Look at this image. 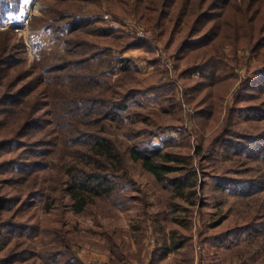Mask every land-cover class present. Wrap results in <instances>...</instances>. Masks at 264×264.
Masks as SVG:
<instances>
[{
    "label": "trees",
    "instance_id": "trees-1",
    "mask_svg": "<svg viewBox=\"0 0 264 264\" xmlns=\"http://www.w3.org/2000/svg\"><path fill=\"white\" fill-rule=\"evenodd\" d=\"M27 1L0 0V26L18 15ZM103 2L108 3V11H115L114 19L132 18L138 27L152 32L150 38H140L127 25L111 27L100 10ZM43 11L44 17H32V28L47 33L56 49L47 50L43 42L31 40L37 54L30 67L21 58L27 46L13 33L15 27L0 28V252L8 247L6 254H0V264L17 261V248L24 251L27 239L35 238L50 248L45 253L47 264H60V260L61 264H82L67 228L50 225L33 211L35 200L51 197L47 191L60 188L70 197L76 214L90 211L102 200L126 209L139 199L129 160L141 162L164 188L196 185L192 170L164 182L166 174L188 165L169 164L183 160L154 142L167 130L180 127L184 117L174 80H165L160 44L177 58L178 68L183 60L188 64L180 76L192 79L184 100L194 104L196 124L221 114L220 100L224 101L234 76L240 75L241 63L237 66V57L228 59L224 46L234 52L249 48L256 55L257 64L249 68L254 74L241 80L235 105L214 140L219 146L227 134L238 135L235 116L242 109L248 121L253 115L264 118V0H52ZM142 47L155 54L149 63L154 70L138 81V65L125 55ZM148 93L162 96L168 106L140 111L139 98ZM174 119L180 124H174ZM141 131L145 137L133 145L119 138L136 140ZM254 141L260 144L259 138ZM220 184L224 190L232 189ZM234 184L241 185L242 197L261 185L251 179ZM242 215V222L219 234L224 243L264 233V205L246 208ZM180 233L172 229L173 243L159 244L153 262L187 243L190 238ZM13 237L24 240L12 244ZM125 246L124 241L113 249L120 255L119 249Z\"/></svg>",
    "mask_w": 264,
    "mask_h": 264
},
{
    "label": "rangeland",
    "instance_id": "rangeland-1",
    "mask_svg": "<svg viewBox=\"0 0 264 264\" xmlns=\"http://www.w3.org/2000/svg\"><path fill=\"white\" fill-rule=\"evenodd\" d=\"M33 2L34 0H28L21 12L7 22L9 24L18 21L21 24V26L15 25L16 29L13 33H16L18 39L23 38L25 41L27 51L21 58L26 61L27 67L34 63L37 54L31 40L43 42V47L47 50L56 49L47 33L41 29L32 28L31 20L33 16L44 17L43 10L52 0H36L32 7ZM107 9H109L108 3L106 5L103 2L102 7L100 6L103 15L106 12L112 13ZM118 14L122 16L121 14L125 13L119 12ZM126 19L136 24L132 18H119L123 24L127 25L124 22ZM127 27L130 28L128 25ZM148 32L151 36L152 32ZM159 48L163 50L161 58L166 54L165 59L162 60L166 68L165 80H174L177 99L182 102L184 109V117L180 127L167 130L161 138L155 137L154 142L163 146L164 152H170L183 160L181 163L172 161L169 164L177 168H181L183 164L188 165L183 170L179 169L166 174L164 182L170 183L176 177L190 174L189 170H192L193 180L197 175L196 185L193 187L188 184L181 190L171 186L164 188L163 183L158 182L155 176L142 166L141 162L129 160L130 173L139 187V190L135 192L139 199L131 203L128 208L120 210V207L116 208L113 202L102 200L93 204L90 211L76 214L71 208L70 197L65 192L61 193L59 188L53 192L47 191L51 197L35 200L33 211H36L40 218H47L50 225L53 223L64 229L67 228L68 236L75 245L74 249L82 264H244L245 260L247 264H264V233L253 238L239 237L241 239L229 244L224 243L219 235L234 227L237 222H242V213L246 208L255 209L264 205V118L258 120L255 119L259 118L258 115H253L255 120L248 121L249 118L242 109L235 116L239 122L235 129L238 135L227 134L222 138L224 144L222 146L214 142L222 132V124L229 108L235 105L234 97L240 90L241 80L246 76H253L254 70L249 68L250 66L255 67L258 62L257 57L249 48H239V51L234 52L232 47L224 46L227 58L233 60L237 57V66L241 63L238 69L240 75L234 76L229 83L224 101L220 100L221 114L210 117L206 123L196 124L194 104L191 102L190 106L184 100V92L189 84H192V79L187 75L186 77L180 76L188 64L183 60L178 68L177 58L174 59L162 44ZM125 56L132 58L138 65V72L135 76L138 81L153 73L154 65H151L150 70L149 63L155 54L150 53L149 50L144 47L134 48L128 50ZM169 63L172 65L169 66ZM157 96L153 93L141 96L139 98L142 105L140 111L149 113L155 111L153 108L161 110L162 104L163 107L168 106L165 98ZM256 102V100L251 101L252 104ZM204 120L201 119V121ZM177 121L174 119V124L178 123ZM213 127L214 131L211 130ZM142 132L140 138L136 140L127 139L121 135L119 138L133 145L143 140L145 136ZM245 133L246 135H243ZM165 138H170V140H164L162 143ZM255 138L260 139V144L254 141ZM226 151L230 152L226 153ZM238 152H249V156L245 157V153H239V155ZM159 161L164 160L159 159ZM194 172L196 174H193ZM245 179L261 183L248 197H242L241 185L234 184ZM220 183L232 189L224 190ZM6 216H9V213H6ZM174 228L180 230V235L190 239H187V243H184L180 249H174L167 257L153 262V254L159 244L165 247V242L169 245L173 243L171 234ZM214 236L216 237L213 238ZM254 238L255 242H253ZM23 240V238L13 237L11 242L14 244L16 241L22 242ZM27 240L28 246L24 251L21 247L17 248L19 259L12 264H47L45 253L50 248H47L40 238ZM124 241L126 246L119 249L120 255H118L113 245ZM7 248L3 249L0 254H6L7 252L4 251ZM241 251L244 253L241 254ZM242 255H245V259ZM59 262L61 264L63 261Z\"/></svg>",
    "mask_w": 264,
    "mask_h": 264
},
{
    "label": "built area",
    "instance_id": "built-area-1",
    "mask_svg": "<svg viewBox=\"0 0 264 264\" xmlns=\"http://www.w3.org/2000/svg\"><path fill=\"white\" fill-rule=\"evenodd\" d=\"M35 2H36V0H34V2H33V5H32V7L34 6V4H35ZM36 6V5H35ZM32 9V8H31ZM104 19L105 20H107V21H110L111 23V27H113V28H116V29H119V28H121L122 26H124L125 24H123V22L121 21V20H117V19H114L113 18V16H112V14H110V13H104ZM30 19V18H29ZM124 22L125 23H127V25L130 27V28H135L136 29V31H137V34H138V36L140 37V38H147V36H149V34H150V32H148V31H145L144 29H141L142 27H138L135 23H133L131 20H129V19H126V20H124ZM15 25L16 26H21V24L18 22V21H16V22H10L9 24H7V25H5V26H0V28H8V27H10V26H12V27H15ZM14 29H16V27L14 28ZM162 54H163V50L161 49V48H159L158 49V56H162ZM165 55L166 54H164V57L162 58V60L163 59H165ZM168 59H169V61H170V58L168 57ZM167 59V60H168ZM166 60V61H167ZM169 66H171L172 64L171 63H169L168 64ZM150 70H151V64H150ZM172 78H174V77H172ZM187 117L189 118V114H187Z\"/></svg>",
    "mask_w": 264,
    "mask_h": 264
}]
</instances>
